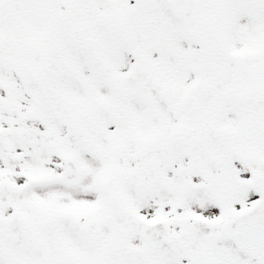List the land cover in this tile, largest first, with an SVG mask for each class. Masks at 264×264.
I'll return each mask as SVG.
<instances>
[{
    "label": "snow or ice",
    "instance_id": "6c2138e0",
    "mask_svg": "<svg viewBox=\"0 0 264 264\" xmlns=\"http://www.w3.org/2000/svg\"><path fill=\"white\" fill-rule=\"evenodd\" d=\"M0 264H264V0H0Z\"/></svg>",
    "mask_w": 264,
    "mask_h": 264
}]
</instances>
